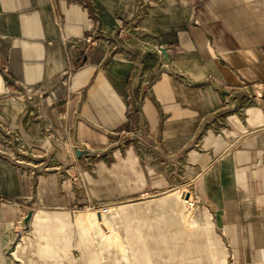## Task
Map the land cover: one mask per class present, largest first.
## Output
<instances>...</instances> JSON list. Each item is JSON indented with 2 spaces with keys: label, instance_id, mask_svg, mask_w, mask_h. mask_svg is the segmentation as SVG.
Masks as SVG:
<instances>
[{
  "label": "crops",
  "instance_id": "crops-1",
  "mask_svg": "<svg viewBox=\"0 0 264 264\" xmlns=\"http://www.w3.org/2000/svg\"><path fill=\"white\" fill-rule=\"evenodd\" d=\"M94 236L264 264V0H0V264H96Z\"/></svg>",
  "mask_w": 264,
  "mask_h": 264
},
{
  "label": "built area",
  "instance_id": "built-area-1",
  "mask_svg": "<svg viewBox=\"0 0 264 264\" xmlns=\"http://www.w3.org/2000/svg\"><path fill=\"white\" fill-rule=\"evenodd\" d=\"M86 42L90 44H94L93 40L90 37L86 38ZM5 71H7V69H5ZM4 93L7 96H13V95L20 96V93H13L12 91L9 90H6ZM180 201L183 207V213L185 214L190 213L195 208L197 202L196 198L192 196V194L186 189H183L181 191ZM87 209L90 210L91 212L98 213L99 215H105L112 210V207H110V205H105L100 207L91 206V207H87Z\"/></svg>",
  "mask_w": 264,
  "mask_h": 264
},
{
  "label": "rangeland",
  "instance_id": "rangeland-1",
  "mask_svg": "<svg viewBox=\"0 0 264 264\" xmlns=\"http://www.w3.org/2000/svg\"><path fill=\"white\" fill-rule=\"evenodd\" d=\"M101 228L105 232V227L101 225ZM94 241L96 245V251H95L96 264H99V263L100 264H119V260L117 259L118 253L116 252V250L106 251L104 249L105 242L104 243L100 242V240L96 238L95 236H94Z\"/></svg>",
  "mask_w": 264,
  "mask_h": 264
},
{
  "label": "water",
  "instance_id": "water-1",
  "mask_svg": "<svg viewBox=\"0 0 264 264\" xmlns=\"http://www.w3.org/2000/svg\"><path fill=\"white\" fill-rule=\"evenodd\" d=\"M31 216H32V212H31V211H29V212L27 213V215H26L25 219H24V225H25V227H27V226H28V222H29V220H30ZM98 218H100V216H99V215H98ZM18 240H19V237L17 238V241H18Z\"/></svg>",
  "mask_w": 264,
  "mask_h": 264
}]
</instances>
